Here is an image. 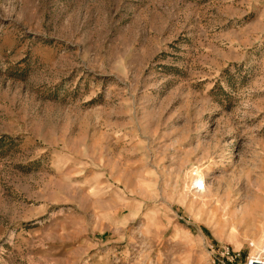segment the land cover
<instances>
[{
	"label": "rangeland",
	"instance_id": "rangeland-1",
	"mask_svg": "<svg viewBox=\"0 0 264 264\" xmlns=\"http://www.w3.org/2000/svg\"><path fill=\"white\" fill-rule=\"evenodd\" d=\"M262 239L264 0H0V264Z\"/></svg>",
	"mask_w": 264,
	"mask_h": 264
},
{
	"label": "built area",
	"instance_id": "built-area-1",
	"mask_svg": "<svg viewBox=\"0 0 264 264\" xmlns=\"http://www.w3.org/2000/svg\"><path fill=\"white\" fill-rule=\"evenodd\" d=\"M246 253L235 251L229 247L212 250L213 264H264V239L260 242L250 241L246 245Z\"/></svg>",
	"mask_w": 264,
	"mask_h": 264
}]
</instances>
